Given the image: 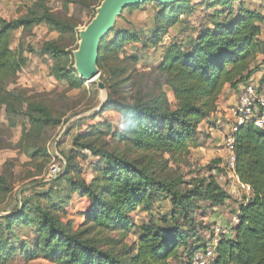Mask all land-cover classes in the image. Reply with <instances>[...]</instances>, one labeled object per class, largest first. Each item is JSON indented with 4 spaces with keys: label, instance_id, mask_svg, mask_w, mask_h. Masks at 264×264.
<instances>
[{
    "label": "trees",
    "instance_id": "16d2710c",
    "mask_svg": "<svg viewBox=\"0 0 264 264\" xmlns=\"http://www.w3.org/2000/svg\"><path fill=\"white\" fill-rule=\"evenodd\" d=\"M31 2L18 18H0V149L35 161L49 158L45 140L61 117L19 86L27 53L35 51L13 48L16 34L31 36L38 26L54 31L59 39L44 41L38 56L53 62L49 74L58 82L86 89L70 48H78V28L102 0H60L68 14L72 8L66 19L45 0ZM200 10L206 14L192 25L188 17ZM263 25L264 14L242 0L166 6L147 0L126 8L100 47L99 80L108 99L74 137V155L50 189L0 217V264L18 255L57 264H185L206 249L204 220L232 199L218 181L221 159L208 175L189 180L171 164L188 165L201 146L200 126L218 111L225 88L238 92L258 71L259 57L264 62ZM21 122V144L9 143ZM233 137L236 174L250 194L234 211L238 224L216 245L212 264H264V129L246 124ZM83 153L97 160L90 181L75 161ZM13 190L10 174L0 173V206ZM77 203L86 206L79 226L62 220ZM133 213L148 221L134 222ZM133 230L140 235L130 245Z\"/></svg>",
    "mask_w": 264,
    "mask_h": 264
},
{
    "label": "rangeland",
    "instance_id": "374dc122",
    "mask_svg": "<svg viewBox=\"0 0 264 264\" xmlns=\"http://www.w3.org/2000/svg\"><path fill=\"white\" fill-rule=\"evenodd\" d=\"M48 6L52 9L53 13L62 18L66 19L72 14H68L65 8L62 6L60 0H45ZM203 0H193V3H201ZM249 7L258 9L264 14V0H242ZM28 4H32L31 0H0V18L6 20H14L24 13V8ZM96 14V10H95ZM206 14L205 11H197L192 16L188 17L192 25H198L200 19ZM69 15V16H68ZM95 16V15H94ZM145 14L141 18L145 19ZM90 21V20H89ZM88 21V22H89ZM85 25L78 28V32L84 29ZM91 22V21H90ZM262 40H264V25ZM79 36V33H78ZM58 40V35L46 26H38L33 31L31 36H23L21 33L16 34V42L13 45L15 48L19 43L22 44L26 49L34 50L35 53H27L29 58L28 66L23 70L20 75L19 86L30 92V96L37 102L48 106L55 116L61 117V124L59 127L50 129L48 131V138L45 140L46 150L49 155L48 159L40 158L35 161L31 160L23 152L10 150V149H0V173L7 172L11 176L12 184L14 185V190L10 199L0 206V217L9 215L16 210H20L24 199H29L34 197L35 193L47 190L49 187V182L57 180L66 169L68 164V156L72 157L74 155L73 139L80 131H86L89 128V123H91L90 118L99 112L104 103L108 99V92L99 91L97 87V81L89 82L86 84V89H71L67 84L58 82L55 78L51 77L49 74V67L53 64L52 61L47 58H42L38 56V51L44 41ZM79 45V42L77 43ZM74 47L70 49L74 50ZM132 49V48H130ZM259 87L263 88L264 75L257 82ZM170 100L174 101L172 94H170ZM99 120V118H98ZM232 123V122H231ZM213 123H207L203 126L202 131L199 135V141L201 146L195 148L193 155L189 160L188 165L186 163H181L178 165L171 166L174 169L180 170L187 180L191 179L196 173L201 172L204 175H208V167L212 164L214 160L221 159L220 169H224L225 173L218 177L219 182L225 186L227 190H232V181L229 178L227 169H225L223 160L218 154L217 148L219 143L216 144L210 139H215L216 136L209 132V128ZM209 125V126H208ZM217 122H215V126ZM222 124H218L216 128H220ZM228 132L225 133H229ZM22 122L15 131V137L9 141V143L18 145L21 144L22 137ZM223 141V139H222ZM44 144V141L41 142ZM119 148H124V144L119 143ZM76 155V154H75ZM76 163L78 164L81 174L85 179L90 181L92 179L93 173L92 163L97 160H93L91 154H77ZM53 166H58L60 171L55 177H49L50 170ZM222 167V168H221ZM216 173V172H214ZM52 185V182H50ZM230 184V186H228ZM240 193L243 192L241 189L238 190ZM236 191V195L239 194ZM21 193V194H20ZM235 197V196H233ZM236 201V200H234ZM237 202V201H236ZM45 203L44 201L42 202ZM234 204H230L226 211L228 210V216L225 223H230L234 216L235 208ZM224 207V206H223ZM86 206L84 203H77L68 209L67 215H64L63 221H74V223L79 226L83 219L81 217ZM231 209V210H229ZM225 210V209H224ZM213 213H210L208 218L204 220L205 225H207L210 231L203 232V238L207 241V248L210 249V243H212V233L218 225L225 226V223L214 222ZM131 218L134 222L142 224L148 221L145 215L131 214ZM138 232L133 230L127 243L130 245L138 241ZM204 251V249H201ZM9 264H57L51 259L40 258L38 260L27 262L24 257L17 256L9 262Z\"/></svg>",
    "mask_w": 264,
    "mask_h": 264
},
{
    "label": "built area",
    "instance_id": "2783aa9c",
    "mask_svg": "<svg viewBox=\"0 0 264 264\" xmlns=\"http://www.w3.org/2000/svg\"><path fill=\"white\" fill-rule=\"evenodd\" d=\"M231 128L222 143L217 148L218 154L223 160L225 169H227L230 180L232 181V189L238 191L241 189L246 194L250 192L249 188L244 185L236 174V154L235 139L233 134L243 125L253 124L259 129H264V95L261 93L259 85L254 80H250L242 86L238 102L230 111ZM60 169L53 166L50 170L49 177L58 175ZM250 194V193H249ZM238 224V216L234 214L230 224L227 226L218 225L214 229V237L211 239L210 249L206 247L204 251H199L194 255L190 263L185 264H212L215 258V247L223 235H229L231 229Z\"/></svg>",
    "mask_w": 264,
    "mask_h": 264
},
{
    "label": "water",
    "instance_id": "95a60500",
    "mask_svg": "<svg viewBox=\"0 0 264 264\" xmlns=\"http://www.w3.org/2000/svg\"><path fill=\"white\" fill-rule=\"evenodd\" d=\"M147 0H102L96 8V14L91 22L79 30V45L73 52L74 71L79 79L89 83L97 81L100 77L98 67L99 53L102 41L116 28L119 18L126 8L139 6ZM162 5H173L188 0H150ZM99 91H104L105 86L97 81ZM21 194V193H20ZM1 216V214H0Z\"/></svg>",
    "mask_w": 264,
    "mask_h": 264
},
{
    "label": "crops",
    "instance_id": "0c3cea01",
    "mask_svg": "<svg viewBox=\"0 0 264 264\" xmlns=\"http://www.w3.org/2000/svg\"><path fill=\"white\" fill-rule=\"evenodd\" d=\"M263 75H264V62H263V58L259 57L258 71L252 76L251 80H254L257 83L262 78ZM260 89H261V93L264 95V86H263V88L260 87ZM241 90H242V86L240 87L238 92L230 89V87L227 86L225 88V90L223 91V94L219 100L218 111L214 115H212V117L208 121H205L200 126V132H201L203 129V126H205L207 123H213L212 126L209 128V132L216 137H215V139L214 138L210 139V141H214V143H216V144L219 143L218 145H220L222 143V139L227 134L225 132H228V130H230L231 119H230L229 111L233 106H235L237 104ZM215 122H217V125L222 124L219 129L216 128L217 125L215 126ZM221 186L226 191H228V193L231 195L232 199L230 201H228L224 207L216 208L214 210L212 218L214 217V222H217V223H225L226 218H227L228 213H229L228 210L226 211V208L230 204L233 203L234 207H231V208H235V210H236L238 208V205L240 204L243 196H244V194H240L239 192H237L239 194V196L236 195V190H234V189H232L230 191V190H227L224 185L221 184ZM228 186H230V184H228ZM249 193L250 192H246V195H249ZM233 196H235V197H233ZM234 200H236L237 202ZM229 210H231V209H229ZM229 224L230 223H225V225H227V226Z\"/></svg>",
    "mask_w": 264,
    "mask_h": 264
}]
</instances>
